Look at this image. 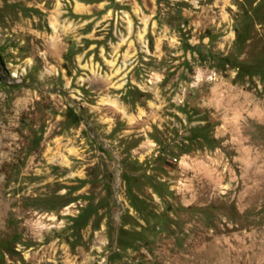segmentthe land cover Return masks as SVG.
I'll return each instance as SVG.
<instances>
[{"label": "rangeland", "instance_id": "1", "mask_svg": "<svg viewBox=\"0 0 264 264\" xmlns=\"http://www.w3.org/2000/svg\"><path fill=\"white\" fill-rule=\"evenodd\" d=\"M0 264H264V0H0Z\"/></svg>", "mask_w": 264, "mask_h": 264}, {"label": "bare ground", "instance_id": "2", "mask_svg": "<svg viewBox=\"0 0 264 264\" xmlns=\"http://www.w3.org/2000/svg\"><path fill=\"white\" fill-rule=\"evenodd\" d=\"M6 4L8 5V4H11V3L6 2Z\"/></svg>", "mask_w": 264, "mask_h": 264}]
</instances>
